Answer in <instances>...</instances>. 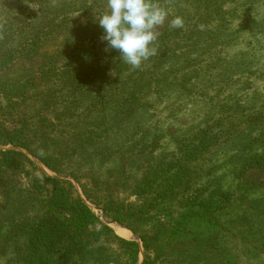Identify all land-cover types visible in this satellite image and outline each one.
Instances as JSON below:
<instances>
[{
	"label": "trees",
	"instance_id": "1",
	"mask_svg": "<svg viewBox=\"0 0 264 264\" xmlns=\"http://www.w3.org/2000/svg\"><path fill=\"white\" fill-rule=\"evenodd\" d=\"M219 11L216 10L215 15ZM199 13H194L183 29L171 28L169 19L164 24L154 43L157 54L146 61L149 65L139 78L141 91L147 77L159 89L157 92L176 88L178 98L184 92H192L198 79L210 81L208 77L198 78L196 71L188 75L187 68L182 75L177 72L180 67H186L182 56L196 51V45L203 42L199 37L209 34V10ZM4 17L0 19V144L20 147L49 170L73 178L87 201L138 236L144 252L142 264H168L166 261L170 264H229L231 255L222 242L198 244L196 236L186 237L187 226H181V221L172 225L165 221V211L160 205L166 198L178 197L181 201L183 196L179 192L187 190L189 195L185 194L183 210L178 214L180 220L189 221L204 212L212 216L209 220L224 228L229 222L218 221L227 204L214 199L218 196L217 190L208 192L203 188L207 182H213L212 175L224 165L208 164L213 162L212 155L218 153L216 148L227 143L229 150L234 151L227 163L232 161L238 168L234 176L241 179L250 169H263L264 110L244 119L249 125L240 132L230 130L235 122L220 129L225 118L217 119V133L213 135L206 129L197 131L192 140L184 144L177 160L164 162L165 154L153 155L147 160L145 172L134 178L132 187L138 194L146 187L154 186L156 190L162 183L168 186L164 191L154 190L155 196L145 198L141 205L123 206L113 199L108 181L96 176L94 158L99 162L110 160L117 151L110 149L119 148L134 138L136 129L143 124L142 103L137 102L135 96L123 97L115 88V91L103 90L100 82L107 67L100 62L95 65L99 60L96 56L90 57L89 65L95 66L89 71L79 66V71L74 73L77 66L68 69L62 65L60 72L57 65L47 62V54L42 51L44 35L35 24L36 18L21 10ZM183 42L185 50H179ZM83 54L88 55L86 49L80 52L74 48L71 58L82 64ZM172 71L176 73L174 79ZM53 94H58V98L51 102ZM78 95H88L89 106L81 109ZM112 106L115 107L112 109ZM214 108L224 111V107L214 105ZM233 109L236 111V105ZM246 109L238 111L241 117ZM150 134L151 131L147 135ZM32 170L41 172L21 152L0 150V258L9 256L8 260L15 264L138 263V242L117 236L85 203L70 180L44 172L36 175ZM15 174L29 176L24 191L15 189ZM198 180H202L200 188H196ZM20 192L25 193L20 195ZM220 195L230 199L227 192ZM252 208L234 221L241 225V235L249 234L252 228L249 223ZM167 234L170 238L163 239ZM181 234L185 237L176 241ZM186 243L192 247H185ZM163 247L165 250H161Z\"/></svg>",
	"mask_w": 264,
	"mask_h": 264
},
{
	"label": "rangeland",
	"instance_id": "2",
	"mask_svg": "<svg viewBox=\"0 0 264 264\" xmlns=\"http://www.w3.org/2000/svg\"><path fill=\"white\" fill-rule=\"evenodd\" d=\"M159 4L168 11L170 21L176 16L182 17L184 27L194 13H201L207 8L210 13L211 28L208 36L203 37V34L199 37L203 42L196 45V51L192 50L191 53L182 56L185 60L183 65L186 67L177 70L178 74L182 75L183 70L187 68L185 72L189 71L188 75L196 71L198 78L208 77L210 81L201 82L196 78L199 82H196L195 89L189 91L190 93L184 92L179 98L176 88H165L157 92L159 89H156L153 82L150 83L148 77L141 91L139 78L143 69L149 64L145 61L140 68H132L122 60L117 50H106V42L101 39L103 30L94 20V15L106 10V0H0L1 20L7 14H17L19 10L29 14L33 19L36 18L35 24L38 25L39 31L41 30L42 36L44 35L42 51L47 54V62L57 65L60 72L62 65H66L68 69L77 66V70H73L76 73L79 71V66L83 67L84 71H89L92 66L99 62L103 63L107 67L100 82L103 90L115 88L123 97L135 96L137 102L142 103L145 114L143 124L136 129L134 138L126 141L119 148L110 149L117 150L110 160L99 162L94 158L96 176L108 181V190L113 199L119 204L123 203V206L141 205L145 202V198L150 199L157 191H164L168 186L162 183L156 190L154 186L146 187L144 192L138 194V191L132 187L134 178L145 172L148 167L147 160L153 155L165 154L164 162L177 160L181 156L184 144L191 141L197 131L206 129L213 135L217 133V119L225 118L220 129L224 130L231 122H235L230 130L240 132L249 125L244 119L248 116L255 117L264 110V0H159ZM216 10L220 11L215 15ZM163 27L164 25L157 31L160 33ZM183 45L186 46V43L179 44V50H185ZM153 46L155 47L156 44ZM74 48H78L80 52L83 49L87 50L88 55L82 56V64L72 60L71 52ZM202 50L205 52L202 53ZM92 56L98 57L99 60L95 65L90 66L89 60ZM172 74L171 77L176 78L175 71H172ZM191 79L192 82L196 81L195 77ZM83 95L77 97L81 102V109L89 106L88 95L85 97ZM55 98H58V94H53L50 101ZM214 105L217 108L224 107L223 113L216 110ZM235 105L236 111L233 109ZM114 107L112 106V109ZM244 107L247 109L242 113L244 117H241L239 112ZM50 108H53V105ZM150 131L152 134L147 135ZM229 147L224 143L216 148L218 153L212 155L213 162L208 165L217 167L223 164L224 166H219L212 175L213 182H207L203 187L208 192L217 190L218 196L214 199H220L224 205L227 204L223 212H220L218 222L229 223H226L224 228H219L218 223L209 220L212 216L204 212L198 218L189 221L180 220L178 214L183 210L185 196L189 195L187 190L179 192L181 197L183 196L181 201L178 197L164 199V203L160 205L165 211L163 219L171 225L181 221V226L186 225L185 230L189 232L186 237L196 236L198 244L222 242L231 255L229 264H264V168L250 169L241 179L234 176L238 168L232 161L227 163L234 154ZM262 148L264 147L261 146ZM226 149L229 151L224 153ZM0 150L21 152L46 175L70 180L85 203L117 236L138 242L140 252L137 264L143 263L144 252L138 236L129 228L105 216L102 209L87 201L73 178L49 170L37 158L20 147L0 144ZM136 153L140 156H136ZM41 172L32 170L36 175H40ZM13 180L15 189L22 191L27 189L28 175L15 174ZM201 182L202 180H198L196 188L201 187ZM220 192L230 194V199L221 196ZM23 193L25 192H20V195ZM252 200L256 201L252 203ZM251 206L254 207L250 209L249 214L252 228L247 230L249 234L241 235L239 231L241 225L234 221L239 220V216ZM123 231L126 235L121 234ZM182 237L185 236L182 235L175 240L178 241ZM166 238H170L168 234L163 239ZM184 246L191 248L192 244L186 243ZM8 257L0 258V264H15L12 260H8ZM165 263L170 264L168 261Z\"/></svg>",
	"mask_w": 264,
	"mask_h": 264
},
{
	"label": "clouds",
	"instance_id": "3",
	"mask_svg": "<svg viewBox=\"0 0 264 264\" xmlns=\"http://www.w3.org/2000/svg\"><path fill=\"white\" fill-rule=\"evenodd\" d=\"M169 13L155 0H106V10L94 15L103 30L106 50L115 49L122 60L132 68L157 54L154 43ZM171 28H183L184 20L176 16L169 22Z\"/></svg>",
	"mask_w": 264,
	"mask_h": 264
},
{
	"label": "bare ground",
	"instance_id": "4",
	"mask_svg": "<svg viewBox=\"0 0 264 264\" xmlns=\"http://www.w3.org/2000/svg\"><path fill=\"white\" fill-rule=\"evenodd\" d=\"M117 231H119V229ZM121 234L126 235V232L123 231V232H121Z\"/></svg>",
	"mask_w": 264,
	"mask_h": 264
}]
</instances>
